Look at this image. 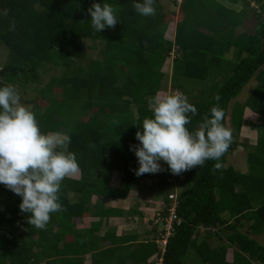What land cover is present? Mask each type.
<instances>
[{"label":"trees","instance_id":"1","mask_svg":"<svg viewBox=\"0 0 264 264\" xmlns=\"http://www.w3.org/2000/svg\"><path fill=\"white\" fill-rule=\"evenodd\" d=\"M105 2L116 9L118 22L96 32L87 11L93 0H0V41L10 52L0 68V86L35 82L38 70L47 65L63 67V74L41 89L49 105H35L32 112L41 132H67L68 151L79 165V176L61 183L62 210L52 213L42 230L27 223L28 214L19 208L22 198L0 184V264H86V255L99 249L94 234L105 225L102 218L107 222L116 212L104 207L105 198L123 200L133 190L148 191L140 179L155 175L135 174L139 165L130 145L139 143V123L153 116L149 102L166 91L163 68L174 49L172 90L186 98L188 92L189 103L198 110L195 116L188 114L190 132L218 106L223 126L231 123L239 133L245 107L232 108V102L253 79L251 106L264 123V0H181L173 40L165 36L169 19L160 0H155V15L147 17L135 12L134 0ZM251 14L256 16L254 32L242 29ZM86 39L102 44V57L83 65L77 61L87 56ZM187 79L214 82L215 93L197 98ZM233 134L219 169L217 161L208 160L175 175L188 188L180 189L176 200L163 264H186L191 250L201 264H264V243L258 239L264 235V136L248 153L250 167L244 173L226 166L228 155L242 145ZM116 172L121 181L112 186ZM164 203L158 212L169 215L173 200ZM81 219L86 229L77 227ZM159 234L134 246L137 234L130 232L119 238L127 245L102 249L92 255L91 264L153 261L162 255ZM104 236L119 240L112 231Z\"/></svg>","mask_w":264,"mask_h":264},{"label":"clouds","instance_id":"2","mask_svg":"<svg viewBox=\"0 0 264 264\" xmlns=\"http://www.w3.org/2000/svg\"><path fill=\"white\" fill-rule=\"evenodd\" d=\"M154 4L155 0H134L133 8L141 16H153ZM87 11L96 32L118 22L116 9L105 0L102 5L93 0ZM149 108L153 116L139 123L135 133L139 143L130 145L139 165L137 176L163 171L162 161L174 175L208 160L217 161L215 168L221 167L219 161L230 148L232 133L223 126L224 113L218 106L210 109L195 132L186 125L190 123L188 114L195 116L198 110L182 93L158 94ZM70 142V137L59 132H41L35 114L21 103L15 87L0 86V184L22 198L20 211L28 214L27 223L37 229H44L51 214L62 210L58 195L61 183L79 171L75 153L67 148Z\"/></svg>","mask_w":264,"mask_h":264},{"label":"rangeland","instance_id":"3","mask_svg":"<svg viewBox=\"0 0 264 264\" xmlns=\"http://www.w3.org/2000/svg\"><path fill=\"white\" fill-rule=\"evenodd\" d=\"M164 4L166 11L168 12V26L165 30V36L168 39L173 40L175 35L176 22L179 17V4L181 0H160ZM230 5L229 3H227ZM231 7H234L231 5ZM235 8L240 9L241 7L235 6ZM178 16V17H177ZM249 22L242 28L249 32H254L256 26V16L254 14L250 15ZM87 44V56L83 60L77 61V63L87 65L90 60L99 59L102 57V44L100 42H94L91 39L85 40ZM10 52L8 48L0 41V68L3 67L10 59ZM232 55V54H231ZM172 60L173 56L171 55V61L164 65L163 71L165 72L164 86L166 91H160L158 94L161 96L168 94L179 93L173 91L172 83ZM64 68L54 65H47L44 68L38 70V80L35 82H15L14 87L21 96V103L25 106H28L32 111L35 105L45 108L49 105L48 100L42 98L41 89L49 83L53 77H59L63 74ZM181 80V79H180ZM188 85L187 88L190 90V93L198 98V95L204 94L206 97H212L215 93L213 86L214 82L211 81H198L195 79H187ZM223 80V79H222ZM221 81V80H220ZM182 82H185L182 80ZM257 85L255 79L250 81L243 89L242 93L232 102V108L242 105L245 107V117L242 125V129L239 133L233 132V126L229 123L228 128L233 134L234 140L240 142L242 145L238 146L236 150L229 154L227 157L226 166H233L235 169L241 172H247L249 169L248 163V153L252 151L253 147L257 143L259 136H264V123H260V118L262 116L257 113V111L252 109V93ZM60 90L55 89V94L58 98H61L59 95ZM192 99L191 95L187 92V99ZM255 104V103H254ZM136 111V107H133ZM94 112V111H93ZM91 112V113H93ZM236 133V134H235ZM63 135H67V132H61ZM254 143V144H253ZM248 144V145H247ZM246 145V146H245ZM239 160H242L243 164H240ZM163 171L154 174V178L151 179H140L141 183L148 187V191H131L126 200V210L133 209L128 215L136 213L135 211L140 212L139 220H133L128 218V221L125 223L128 227H136L135 231H139V235L142 240L146 239L152 240L157 238L161 229L164 228L162 221L158 220L153 222V218L157 211L163 209L165 203L164 200L170 197L171 194L177 195L186 187V184H181L179 181H182V178H176L174 174L168 169V166L163 161L161 162ZM79 173L77 172V176ZM151 189V190H150ZM140 192V193H139ZM2 197V196H0ZM71 199H75V196L71 195ZM94 197L93 202L96 201ZM123 203V202H122ZM164 203V205H163ZM129 211V210H128ZM160 213V212H158ZM137 215V214H136ZM140 217L142 219H140ZM146 217V218H145ZM96 219V218H95ZM99 219V218H97ZM136 219V218H135ZM148 219V220H147ZM106 221V220H105ZM83 222L81 221L80 224ZM137 224V225H135ZM135 225V226H134ZM138 226V227H137ZM126 227V226H125ZM130 228V229H131ZM247 226L243 227V231H246ZM134 230V229H133ZM202 230V229H201ZM129 231V230H127ZM148 232V234H146ZM138 233V232H137ZM146 234V235H144ZM157 235V236H156ZM260 242L264 243V235L258 236ZM218 243L216 240L214 244ZM229 256L232 258V249L229 251ZM186 264H201L200 258L194 250H191L186 258Z\"/></svg>","mask_w":264,"mask_h":264},{"label":"crops","instance_id":"4","mask_svg":"<svg viewBox=\"0 0 264 264\" xmlns=\"http://www.w3.org/2000/svg\"><path fill=\"white\" fill-rule=\"evenodd\" d=\"M239 162H240V164H243L242 160H239ZM244 173H246V172H244ZM72 176H74V177L77 176V173L73 174ZM121 177H122V175L119 172L113 173L112 179H111V185L112 186H119L120 181H121ZM126 200H127V198L123 199V200L122 199L121 200H115V199H112L110 197L105 198V200L103 202L104 207L105 208H112L116 212H115V214L112 213L111 216H109L107 222H105V220H107L105 217L102 218V222L105 223V225L102 224V226L100 227V231L99 232L97 231L94 234V238H96L99 241V244H100L99 249L95 250V252L93 253L94 255L99 253L104 248H112V247H118V246L127 245L126 243L125 244L121 243L123 241H122V239L120 240L119 238L121 236H125V235H127V234H129L130 232H133V231H134L135 234H137L136 236H137L138 240L132 241L131 245L135 246V245H137V243H141L142 241H145V239L142 240L141 236L139 235L140 234L139 231H135V230H137V229H135L136 227H132V228L128 227L129 229H127V225H125V223L128 221V218L129 219L133 218V220L138 221L139 220V216H140L138 214L136 215V213H133L131 216L127 214V213H131L132 210L131 209H128L129 211L126 210V204H127ZM157 212L155 213V215L157 214ZM96 219H97V217H96ZM140 219H142V218L140 217ZM81 221L83 222L82 224H80ZM80 222H79V225L77 227L82 228V229H86L85 221L83 219H81ZM135 225H137V224H135ZM127 230H129V231H127ZM110 231H112L115 234V239L118 238L119 240H115V241H111L109 239L105 240L104 239V237H105L104 235L107 234ZM144 235H146V234H144ZM130 250H134V249L132 248ZM93 254L91 253V254H87L86 255V259H87V263L86 264H91V261H92V258H93L92 255ZM123 254L125 255L126 252L123 251ZM114 264H120V263L119 262H114ZM127 264H136V263L133 260H128ZM146 264H152V261H150V262H148Z\"/></svg>","mask_w":264,"mask_h":264},{"label":"built area","instance_id":"5","mask_svg":"<svg viewBox=\"0 0 264 264\" xmlns=\"http://www.w3.org/2000/svg\"><path fill=\"white\" fill-rule=\"evenodd\" d=\"M170 198L173 200V206L171 208V211L169 215H163L160 213L157 214V217L155 218V221H162L164 224V228L161 229L162 237L157 240V242L160 244V249L162 255L157 257L155 264H163V254L165 253V247L167 244L168 237L171 235L172 229H173V223L176 220V214H175V205H176V196L170 195Z\"/></svg>","mask_w":264,"mask_h":264}]
</instances>
